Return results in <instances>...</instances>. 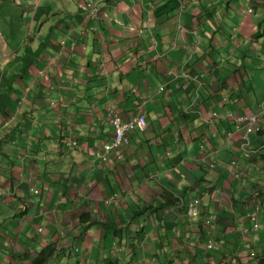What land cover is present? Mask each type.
Instances as JSON below:
<instances>
[{
  "label": "crops",
  "instance_id": "1",
  "mask_svg": "<svg viewBox=\"0 0 264 264\" xmlns=\"http://www.w3.org/2000/svg\"><path fill=\"white\" fill-rule=\"evenodd\" d=\"M263 31L264 0H0V264H254ZM112 106L147 118L120 151ZM229 111L260 114L252 159Z\"/></svg>",
  "mask_w": 264,
  "mask_h": 264
},
{
  "label": "rangeland",
  "instance_id": "2",
  "mask_svg": "<svg viewBox=\"0 0 264 264\" xmlns=\"http://www.w3.org/2000/svg\"><path fill=\"white\" fill-rule=\"evenodd\" d=\"M182 7H184V6H182ZM168 10H170V11H172V12H174V11H176V9H174V5H172V6H170L169 8H168ZM92 18V17H91ZM264 32V31H263ZM260 38V37H259ZM263 54H264V50H263ZM259 76H260V72H258L257 73ZM186 77V76H185ZM187 78V77H186ZM188 79V78H187ZM165 86V85H164ZM51 90H53V88L51 87L50 89H49V91H51ZM52 104H55V102H53ZM111 109H114V107L112 106V107H110ZM229 113V114H228ZM228 113H226L225 115H221L220 113H218V112H213L211 115H213V117H212V119H211V121H214L215 119H217V118H221V120L222 121H224L225 119H230V120H234V117H240L241 119H243L244 117H246V116H254V117H257L258 115L257 114H252V115H242L241 113H237V112H234V111H229ZM258 123H259V120H249L248 121V124H247V127L246 128H243V131H245V130H247L249 127H255V128H257L258 129ZM236 125H239V124H237L236 123ZM135 130H137V129H135ZM134 130V131H135ZM131 133L132 132H130V133H128L127 134V136L128 137H131ZM246 134L247 133H242V136H241V139L243 140V151H244V155H245V157H247L248 159H252L253 158V155L254 154H257L258 152H257V149H255L254 148V146L253 145H251V144H249L248 142H246L245 143V141H244V138L246 137ZM263 143H264V140H263ZM260 151V153L262 154V156L264 157V149H260L259 150ZM9 157L12 159V160H14L16 157H17V155H18V153L17 152H9ZM244 157V158H245ZM2 158H4V156L2 157ZM236 161H234L236 164L235 165H233V162H232V167H234V168H239V163L238 162H240V158H236L235 159ZM1 172V171H0ZM1 174V173H0ZM240 174H242V172H238L237 174H234V178L235 179H237L238 180V178H240ZM254 192L256 193L257 192V194H256V197L255 196H253L254 198H255V201L257 200V203H259V204H262V206H263V196H264V194H263V192H264V188H261V184H259L257 187H255L254 188ZM0 193H4V191L3 190H0ZM263 208V207H262ZM264 211L262 210V212L261 213H263ZM263 225H264V223H263ZM18 241H16V243H12L11 245H12V248L14 249V251H17V250H19V244L17 243ZM80 246V245H79ZM203 248H204V246H203ZM251 248V246H250V244L249 243H246L245 244V246H244V249L245 250H248V249H250ZM24 249H26L28 252H30V248H28V247H25ZM254 249V248H253ZM32 251V250H31ZM76 251V250H75ZM251 254H252V249L249 251ZM76 253H79L78 251H76ZM246 259H249L250 260V257L247 255V253H246ZM235 261V263H238V261L235 259L234 260ZM26 262V261H25ZM25 262H23V263H25ZM165 264V263H164Z\"/></svg>",
  "mask_w": 264,
  "mask_h": 264
},
{
  "label": "built area",
  "instance_id": "3",
  "mask_svg": "<svg viewBox=\"0 0 264 264\" xmlns=\"http://www.w3.org/2000/svg\"><path fill=\"white\" fill-rule=\"evenodd\" d=\"M162 91L164 88L161 89ZM110 116L113 122V125L116 130L115 134V140L111 145V148H106L108 151L110 150H118L122 149L123 147L130 144V137L127 136L128 133L133 132L135 129L142 128L144 129L147 126V118L142 113H139L137 116H135L133 119L129 121H125L121 118V114L114 108L110 111ZM249 120H257V117L252 118H239L240 122H247L246 127ZM245 127V128H246ZM258 131L255 127H249L244 133L246 134V137L244 138L245 143L248 142L252 145V136ZM264 148V147H263ZM99 157L102 158V155L99 153ZM236 163H233L235 165ZM195 205H198V202L195 203ZM256 213L252 215V218L255 220ZM251 219V218H250ZM254 224V223H253ZM254 257V256H253Z\"/></svg>",
  "mask_w": 264,
  "mask_h": 264
},
{
  "label": "trees",
  "instance_id": "4",
  "mask_svg": "<svg viewBox=\"0 0 264 264\" xmlns=\"http://www.w3.org/2000/svg\"><path fill=\"white\" fill-rule=\"evenodd\" d=\"M0 108H3L2 107V105L0 106ZM1 111H3V110H0V112ZM215 122H217V123H222L223 121L221 120V118L219 117V118H217V119H215L214 120ZM168 192V191H167ZM169 193V192H168ZM170 197H172V196H170V195H168V197H166V200L167 201H169L170 200ZM178 201V200H177ZM150 210V208H147L144 212H142V213H145V212H147V211H149ZM210 241H213L215 244H217V246H216V248L215 249H210V251H217L220 247H219V245H218V242H217V240H215V239H213V236H211L210 237V240L207 242V244H206V246H208L209 245V242ZM54 252H52V251ZM29 253H31V251L29 252ZM27 254L26 256V260H28V262H29V264H47V262L52 258V257H54V255H55V251H54V249L52 248V247H50L49 248V246H48V248L46 247V248H44V249H42V250H40L38 253H37V255L35 256V258L34 259H32V260H30V258H31V255L30 254ZM33 254V253H32ZM49 259V260H48ZM255 261H254V264H264V251L262 252V253H260V254H257L256 255V258L254 259ZM119 262L118 261H113V262H110L109 264H118ZM15 264H27V262H25V263H23V257H19V259H18V262H16ZM120 264V263H119Z\"/></svg>",
  "mask_w": 264,
  "mask_h": 264
},
{
  "label": "bare ground",
  "instance_id": "5",
  "mask_svg": "<svg viewBox=\"0 0 264 264\" xmlns=\"http://www.w3.org/2000/svg\"><path fill=\"white\" fill-rule=\"evenodd\" d=\"M98 12H99V7H98V9H95V10L91 11L90 16L92 17V19H94V18L97 16ZM111 110H112V109L109 108V115H110V111H111ZM121 118H122V116H121ZM109 119H110V118H109ZM122 119H123V118H122ZM10 122H11V121H10ZM245 131H246V130H245ZM245 131H243V132H245ZM130 140H131V138H130ZM68 142H69V141H68ZM76 146H78V142H77V141H70V142H69V147H74V148H75ZM109 147H110V146H109ZM34 192L37 194V193H39V190H36V191H34ZM196 202H198V205H195ZM201 204H202L201 198H196V199H192V200H190V201H189L188 211H187L188 215H189V216H194V217L198 216V215H199V208H200ZM253 220H254V219H253ZM254 221L257 222L256 225H255V229H257V230L262 229V227L260 226V223H259L258 219L256 218ZM212 222H213V218H208V219L206 220V223H207V224L212 223ZM86 229H87V228H86ZM84 231H85V227H84ZM217 242H218L219 247H221V242L218 241V240H217ZM51 246H52V245H51ZM51 246H49V248H50ZM216 246H217V244H215L213 241H210V242H209V245L207 246V249H208V250H210V249H215ZM45 247H46V246H45ZM47 248H48V246H47ZM51 251H52V250H51ZM52 252H53V251H52ZM53 253H54V252H53ZM48 260H49V259H48ZM48 262H49V261H48ZM48 262H47V263H48ZM110 262H113V261H110ZM110 262H108L107 264H109ZM118 264H119V263H118Z\"/></svg>",
  "mask_w": 264,
  "mask_h": 264
},
{
  "label": "clouds",
  "instance_id": "6",
  "mask_svg": "<svg viewBox=\"0 0 264 264\" xmlns=\"http://www.w3.org/2000/svg\"><path fill=\"white\" fill-rule=\"evenodd\" d=\"M181 5V4H180ZM98 7H99V4H98V2L96 1V2H92V3H89V4H87L86 5V9H87V11L88 12H90V11H93V10H95V9H98ZM100 12H101V10L98 12V14H97V16L94 18V19H97V17H98V15H100ZM183 76H186L188 79H191V76L190 75H187V74H185V73H183L182 74ZM162 88H164V90L162 91V92H164L165 90H166V88H167V86H163V87H161V89ZM213 113V112H212ZM211 113V114H212ZM229 114V113H228ZM256 114V113H255ZM258 116H257V120H259L260 121V114H257ZM246 117H248V118H252V117H254V116H246ZM246 117H244V118H246ZM239 118L240 117H234V121H237V123L240 125V124H242L243 122H240L239 121ZM124 119V118H123ZM125 120V119H124ZM125 121H129V120H125ZM245 127H246V125H245ZM244 127V128H245ZM134 132V131H133ZM258 132V131H257ZM256 132V133H257ZM256 133L252 136V141H253V139L255 138V136H256ZM259 133V132H258ZM116 134V133H115ZM131 138V137H130ZM130 144H131V140H130ZM130 144L129 145H127V146H125V147H128V146H130ZM125 147H123V148H125ZM264 147V143H262V145L260 146V149H264L263 148ZM122 148V149H123ZM259 149V150H260ZM121 150V149H120ZM118 151V150H117ZM247 158V157H246ZM233 163H235V162H233ZM239 171H237V173H238ZM236 173V174H237ZM251 222H252V220H251ZM253 260L255 259V257H253L252 258ZM139 264H141V263H139Z\"/></svg>",
  "mask_w": 264,
  "mask_h": 264
}]
</instances>
